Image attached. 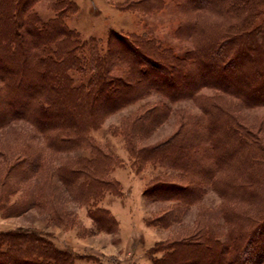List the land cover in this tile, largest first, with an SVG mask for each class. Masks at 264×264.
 <instances>
[{
  "label": "trees",
  "instance_id": "16d2710c",
  "mask_svg": "<svg viewBox=\"0 0 264 264\" xmlns=\"http://www.w3.org/2000/svg\"><path fill=\"white\" fill-rule=\"evenodd\" d=\"M37 1L0 0V128L27 121L52 153L74 156L51 165L43 151L28 147L13 161L5 155L2 173L9 175L23 164L22 179L48 172L44 186L55 178L74 199L91 206L89 214L100 230L117 232L118 219L98 203L106 193L122 196V184L112 176L122 159L102 146L91 130L109 114L151 93L170 103L191 99L201 113H180L176 130L156 143L139 146L136 135L143 136L170 116L172 107L162 100L141 107L122 123L120 132L139 169L158 164L177 170L184 180L156 175L145 186L146 196L190 206L210 186L224 200L219 213L227 230L220 233L219 224L202 222L188 235L154 243L148 248L151 262L264 264V135L237 112L239 101L246 107L264 106V0H179L190 11L234 15L228 25L190 20L191 34L199 36L182 56L147 32L110 29L106 40L83 38L67 21L78 11L75 1H50L53 15L47 18L34 7ZM161 1L150 0L141 9H155ZM207 71L212 75L205 78ZM174 75L176 82L171 80ZM227 77L229 84L223 80ZM21 104L20 110L13 109ZM260 126L264 128V122ZM6 177L0 180L3 214L53 207L54 219L66 218L57 201L46 199L43 185L28 186V198L8 204L16 188ZM155 220L174 219L162 215ZM76 259L43 234L0 233V264H76Z\"/></svg>",
  "mask_w": 264,
  "mask_h": 264
},
{
  "label": "rangeland",
  "instance_id": "374dc122",
  "mask_svg": "<svg viewBox=\"0 0 264 264\" xmlns=\"http://www.w3.org/2000/svg\"><path fill=\"white\" fill-rule=\"evenodd\" d=\"M52 0H38L34 7L43 17L53 15L49 8ZM78 5V11L68 17L69 25L76 28L83 38L90 36L107 39L110 29L138 33L147 32L149 35L160 39L164 45L173 48L179 55H185L187 51L194 48L197 32L191 34L190 20L197 19L202 25L219 23L228 25L233 22L234 15L230 13H212L208 9L190 11L191 8L182 5L179 0L161 1L158 7L152 10L141 9L150 0H73ZM152 1V0H151ZM198 1V0H191ZM134 4L135 8L125 9L127 5ZM264 10V6H261ZM259 19L255 20L257 24ZM116 71L118 67L112 68ZM215 75V73H213ZM212 72L204 75L208 78ZM219 77V75L217 76ZM222 79V78H221ZM228 77L223 79L227 84ZM156 82V79H152ZM159 82L160 79H158ZM157 80V81H158ZM176 82V78L171 79ZM165 81V80H164ZM166 82V81H165ZM180 84V83H179ZM2 85V84H1ZM27 86L36 88L30 83ZM211 88H204V92H211ZM102 100H104L102 98ZM159 100L168 102L172 107L170 116L161 124L152 128L149 132L137 133L136 140L139 146L151 145L171 135L178 127L180 113L200 114L201 110L191 99H183L170 103L166 98L156 93L141 98L127 106L109 114L99 128L92 129L91 134L102 146L113 151L122 159V164L112 172V176L122 184V196L106 193L99 205L109 208L121 221L117 232L100 230L93 217L89 214L90 205L83 204L74 199L72 194L66 190L55 178L44 186L43 179L47 173L33 175L31 178H19L25 165L13 170L9 175H4L0 169V180L5 178L12 182L16 191L8 195V204H13L21 199L28 198L29 188L44 186L43 191L46 199L57 201L62 207H58L63 221L54 219L53 207L31 206L22 212L6 215L0 211V233L6 231L36 232L47 236L55 245L61 249L72 252L76 257V264H152L148 248L158 241L180 238L195 230L202 222L212 225H220V233L227 230L226 223L219 213L221 204L220 197L210 186H206L201 200L190 206H182L166 200H153L143 192L149 179L160 175L167 180H180L177 170L166 168L158 164L147 163L144 168H138V163L131 157L125 139L120 132L122 123L126 119L137 114L143 107L151 106ZM235 103L238 100L231 97ZM240 102V101H239ZM237 112L244 122L260 129L264 135V128L260 125L264 122V106L246 107L239 105ZM13 108L20 110L21 107ZM41 150L46 160L51 164L66 161L74 156L71 153H52L44 144V138L29 122L18 120L0 128V161L6 155L14 158L17 152L24 148ZM15 159V158H14ZM11 161V159H10ZM3 168V167H2ZM47 171V170H46ZM25 175V173H23ZM51 181V180H50ZM54 181V183H53ZM52 184V185H51ZM48 185L50 187H48ZM29 186V188H28ZM37 192H33L36 194ZM242 206V205H240ZM69 209L67 215L64 210ZM59 212V213H60ZM166 215L174 220L168 223L159 222L155 219ZM67 219V220H66ZM148 220V221H147ZM150 222V223H149ZM158 255H161L159 253Z\"/></svg>",
  "mask_w": 264,
  "mask_h": 264
},
{
  "label": "crops",
  "instance_id": "0c3cea01",
  "mask_svg": "<svg viewBox=\"0 0 264 264\" xmlns=\"http://www.w3.org/2000/svg\"><path fill=\"white\" fill-rule=\"evenodd\" d=\"M118 219V218H117ZM118 221L120 222V227H121V221L118 219Z\"/></svg>",
  "mask_w": 264,
  "mask_h": 264
}]
</instances>
